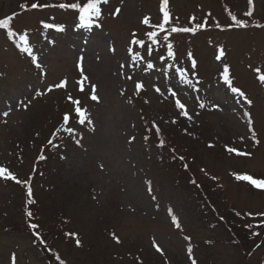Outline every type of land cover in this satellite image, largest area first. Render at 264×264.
I'll list each match as a JSON object with an SVG mask.
<instances>
[{
  "label": "rangeland",
  "instance_id": "rangeland-1",
  "mask_svg": "<svg viewBox=\"0 0 264 264\" xmlns=\"http://www.w3.org/2000/svg\"><path fill=\"white\" fill-rule=\"evenodd\" d=\"M88 2L0 0V264H264V0Z\"/></svg>",
  "mask_w": 264,
  "mask_h": 264
},
{
  "label": "snow or ice",
  "instance_id": "snow-or-ice-1",
  "mask_svg": "<svg viewBox=\"0 0 264 264\" xmlns=\"http://www.w3.org/2000/svg\"><path fill=\"white\" fill-rule=\"evenodd\" d=\"M106 2V0H105ZM248 3H249V11L246 13V15L248 16H251L252 15V0H248ZM167 4H168V0H161V3H160V12L163 13V22L159 24V28L160 29H163L165 24L168 23L169 21V12H168V9H167ZM69 5H65V4H61L60 7H67ZM23 7V5H22ZM31 7L32 8H36L38 7L37 3H32L31 4ZM71 7H79V5H76V4H73L71 5ZM119 11V10H117ZM80 12L82 13L81 15V19H85V16L87 14H89L90 12H95L96 15H99V9L97 8V3H96V0H89V2L84 5V7L80 8ZM11 19V17H9L8 19H4V20H0V28H6L9 24V20ZM232 20L237 24V25H240V26H245V22L242 21V20H238L235 16H232ZM145 23H148V20L147 18H145ZM200 25H198L199 27ZM190 30H193L194 29H189V28H177V27H173L171 28V32H178V31H182V32H188ZM9 36L13 35L12 32H9L8 33ZM156 37H157V33L155 31H152L149 33V38L152 39L153 43L156 42ZM167 39V38H165ZM20 40L22 42H27L26 41V38L24 36H21L20 37ZM136 43H142V41H136ZM25 51H30L29 48H25ZM222 54V53H221ZM168 55L169 56H172L173 53H172V45L169 44L168 45ZM223 79L225 81V83H228L230 84V80H229V76H228V69L227 67H225L224 69V72H223ZM260 81L261 82H264V75H261L259 77ZM65 85V82L64 81H61L59 84L55 85L56 87H63ZM137 89H139L141 87V85L139 83H137L136 85ZM51 89H49L50 91ZM159 91V89H157ZM231 91L233 93H239V89L235 88V87H232L231 88ZM241 95H243L242 93H240ZM173 95H175V93H173ZM91 99L93 100H98V97L95 95V86H93V93H92V96H91ZM73 103L75 104H79L78 101H73ZM176 103V107L178 109H185V105L183 103H181V101L179 99H177L175 101ZM200 107L203 108L204 105L203 104H200ZM215 107H218L215 106ZM76 113L77 115L80 117V123L83 124L85 123V119H86V116H85V111L82 110L80 107H77L76 108ZM181 115H184V116H187L188 113L187 111H182L180 113ZM191 117H189L190 119ZM69 119L68 115L66 114L65 117H64V120L65 122H67ZM89 124L92 123V121L90 119H88L87 121ZM69 131H71V129H69ZM229 152H232L234 151V149L232 148H229L228 149ZM180 159H183V157H181ZM0 177H3L5 179H13L15 180L16 177L12 175V173H10L6 168H3V167H0ZM236 179L237 180H244V181H247L249 184H251L253 187L255 188H261V189H264V179H254L252 176L250 175H237L236 176ZM29 194H31V190L29 189ZM153 199H155V197H153ZM172 220H173V223L176 224L177 227H179V224L177 223V220H176V217L173 216L172 217ZM31 228L35 229L37 228V225L36 224H32L30 225ZM37 239H39V235L37 234ZM159 251V249H157ZM189 252H191V249H189ZM60 264H63V261L60 262ZM192 264H196V261L193 260L192 261Z\"/></svg>",
  "mask_w": 264,
  "mask_h": 264
},
{
  "label": "trees",
  "instance_id": "trees-1",
  "mask_svg": "<svg viewBox=\"0 0 264 264\" xmlns=\"http://www.w3.org/2000/svg\"><path fill=\"white\" fill-rule=\"evenodd\" d=\"M189 169V167H188ZM196 178V177H195ZM198 191H202L204 193H206L203 189V186L200 182H196L195 183ZM74 200V199H72ZM25 203V202H24ZM26 204V203H25ZM37 203H34V204H31V205H36ZM31 207V206H30ZM22 209L24 210L23 208V205H22ZM32 212V211H30ZM26 213V211L24 210V214ZM25 219L27 220V217H25ZM228 219V218H227ZM217 220L218 222L220 223H223L225 221L224 218L222 217H218L217 216ZM228 222H229V219H228ZM28 223V222H27ZM24 225V230H26L31 238L36 242V243H39V240L37 239V237L32 233V230L29 229V225ZM242 226H245V223L242 222L241 224ZM65 224L62 225V226H59V230H57V232H53L51 231L49 234L48 232L44 233L43 236L45 238V240H43V245L42 244H36L38 245L42 250L43 252H47V249L49 250V246H50V243L53 241L54 238H57L58 237V234L60 233V230H62L64 228ZM247 229H246V233L244 237H237L236 234H234L235 237H233L234 241L241 247H246L248 249V251H253L254 249H256L257 247L260 246V242H262V239H264V221L260 222V223H254L253 225H250V226H246ZM230 230H232L234 228V225H231L229 226ZM228 229V228H227ZM35 233H37L39 236L41 234V232L39 230H35ZM250 234H252L253 236L250 237ZM259 236L261 237V241L259 239ZM46 245V247H45ZM61 262V261H59ZM47 264H60V263H57L56 260H53V261H49L48 260V263ZM64 264V263H63Z\"/></svg>",
  "mask_w": 264,
  "mask_h": 264
}]
</instances>
